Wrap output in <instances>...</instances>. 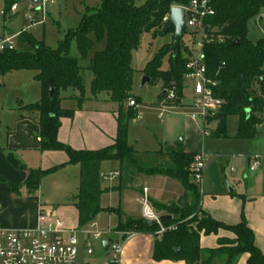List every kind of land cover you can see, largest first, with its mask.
<instances>
[{
    "label": "trees",
    "instance_id": "obj_1",
    "mask_svg": "<svg viewBox=\"0 0 264 264\" xmlns=\"http://www.w3.org/2000/svg\"><path fill=\"white\" fill-rule=\"evenodd\" d=\"M94 8H87L76 29L67 32L65 40L57 49L51 50L26 32L17 39L25 44L20 50L16 39L13 51L0 53V77L13 72H33L34 81L41 89L38 102L24 106L36 115L40 133V151L62 152L67 156L66 165L79 167V188L73 198L78 212V226L83 228L93 222L104 210L100 197L106 192L101 187L100 167L104 162L119 165V179L124 187L138 178L164 177L182 186L190 203L183 209L173 206H155L168 213L162 217L161 226L173 227L160 239H155L153 259L155 261L184 262V264H236L239 257L247 255L246 264H264V255L254 245V234L245 219L236 226H227L214 221L198 210L200 218L193 216L198 209L200 191L194 182L190 167L194 155L136 152L128 145V124L135 118L136 110L128 107L123 114L121 108L131 99L134 70L131 67L132 53L140 45L144 34L152 37L162 34L163 21L175 8H185L190 0H146L143 5L136 0H94ZM23 0H2L4 12ZM214 15L207 18L210 43L203 49V61L207 78L217 84L214 93L222 100L219 114L224 118L217 124L214 135L224 136L226 120L237 119V137L250 139L255 135L254 127L264 119V0H212ZM260 21L262 35L255 41L248 38V25ZM74 42L80 60H85L94 42L103 43L104 48L96 52L86 67L71 58L69 48ZM237 46H232L233 43ZM171 44L160 48L146 64L143 75L150 83L161 82L162 93L166 86L175 89L176 99L182 97L185 64L190 56L186 47H181L174 56ZM166 61L167 68L162 69ZM89 81L90 99L100 94L119 106L117 134L113 144L98 151H74L57 140L62 118H71V111L60 108L67 94L78 106L86 100L85 82ZM54 91L49 98V90ZM137 105L139 101L134 99ZM178 102V101H177ZM175 104H178V103ZM176 106V105H175ZM248 112V113H247ZM122 115L123 118H122ZM214 118H209L208 123ZM8 162L17 170L26 172L24 183L28 193L38 192L41 180L58 172L66 165L46 171L28 170L12 154ZM16 196L22 195V187L9 183ZM172 218H171V217ZM159 227H149L143 220H128L117 227L120 232L154 234ZM224 230L234 236L233 240L219 239L216 249L201 251L200 236L215 235Z\"/></svg>",
    "mask_w": 264,
    "mask_h": 264
},
{
    "label": "crops",
    "instance_id": "obj_2",
    "mask_svg": "<svg viewBox=\"0 0 264 264\" xmlns=\"http://www.w3.org/2000/svg\"><path fill=\"white\" fill-rule=\"evenodd\" d=\"M15 15H10L13 18L9 21L8 27H4L5 32L2 35L15 36L27 32V26L25 30L21 29L18 31L21 26L15 20ZM10 24L16 28L19 27L15 30V33L19 32V34H9ZM36 95L39 101L41 98L39 84ZM61 97L63 99L60 102V108L64 111H71L73 114L71 118H62L60 120V127L57 133L58 142L74 151H98L113 144L117 134L116 119L118 112L86 106V104H98L96 103L98 102L97 99H86L81 106H78V102L69 99L67 94H61ZM24 106L26 105L18 100L11 102L9 105L4 104V102L0 104V229H34L37 226L40 214L50 218L54 215L60 219L63 230L68 233H76L75 237L78 243L77 264H108L109 253L107 248L105 250L103 244L114 241L115 237L113 235H105L102 241H95L81 232L85 231L89 226L103 232H120L116 230L118 225H122L128 220H142L140 212L136 215L124 214V195L126 193H133L138 198L145 189L147 191V199L153 206L169 207L182 205V208H184L190 203L182 186L168 178H138L127 188L122 185L118 178L117 184L105 192L107 196L116 197L118 205L107 204L104 206L101 201L105 193L100 197V207L104 210L100 214L108 216L109 221L112 218H116L113 229L99 230L94 223L95 220L91 224L79 228L78 212L73 202L74 197L69 198L66 203L56 207L46 201L43 202L39 195L41 189L35 193H28L24 187L26 172L15 169L8 162L7 155L12 154L26 169L40 171H46L67 163V156L62 152L40 151V129L36 122V115H24L21 111V107ZM228 119H232L235 122L236 129L233 136L228 135L227 131L224 136L214 135L219 122L214 118L212 122L208 123V127L212 128L209 129L208 137L219 140L223 144V147L220 146L223 149L222 153H207L204 145L200 152L191 150L188 147L185 148L186 141L182 139L180 144L179 142L176 144V148L165 150L159 145L155 151H137L129 143V138L128 145L139 153H154L161 150L168 154L180 153L197 156L200 153H204L207 155V160L210 163L200 190L198 210L209 215L214 221L227 226L238 225L243 217L248 228L254 234L255 247L264 255V119L262 118L261 123L254 127L255 135L250 139L238 138L237 119ZM190 121L197 126L202 136L198 123L193 122L191 119ZM202 138L205 142L206 137L202 136ZM250 156L258 157L259 165L255 171H250L249 169L251 164ZM116 164V172H118L119 165L118 163ZM67 166L73 165H66L63 168ZM9 183L21 186L22 195L16 196L13 194L8 185ZM170 184H177L181 188V192L175 198H171L163 192L165 186ZM156 210L155 212L160 216V219L168 217L166 211ZM120 233L127 234L131 232ZM134 234L135 236L129 239L124 246L120 264H184V262L155 261L153 259V249L156 238L153 234ZM104 238H107V240L105 241ZM219 239L233 240L234 236L224 230H219L215 235H201L199 240L200 250L216 249ZM95 242L100 243L99 252L94 249L93 243ZM87 243L91 245V255H87ZM247 258V255L240 256L236 264H246ZM215 264H219V262Z\"/></svg>",
    "mask_w": 264,
    "mask_h": 264
},
{
    "label": "rangeland",
    "instance_id": "obj_3",
    "mask_svg": "<svg viewBox=\"0 0 264 264\" xmlns=\"http://www.w3.org/2000/svg\"><path fill=\"white\" fill-rule=\"evenodd\" d=\"M146 0H136V4L143 5ZM94 0H56L55 5L48 7L46 10L45 23L40 26L26 29L25 16L31 14V10L35 7L29 3L28 0H23V3L17 5V13L15 20H17L21 26V29H26V33L31 35L35 40L42 42L45 47L55 50L59 44L65 40L66 34L70 30L77 28L81 17L83 16L85 9L96 7ZM5 11L3 9L2 0H0V12ZM13 17L7 12L6 16L0 15V35L5 32V26L9 24V21ZM165 23V22H164ZM163 23V25H164ZM8 27V26H7ZM19 27L9 26V34L15 33V30ZM262 35L261 29L256 27L254 23L248 25V38L251 41H255ZM173 32L171 31L166 36L157 35L152 37L150 34L142 35L140 39L139 48L132 53L131 67L134 70V77L131 89L132 101L139 103L136 105L135 118L128 124V138L129 143L135 147L137 151H155L158 146L162 148L172 149L176 148V144L182 139L186 141L185 148L200 152L204 145L205 152H223L220 148L223 144L219 140L206 137L205 142L199 133V130L195 124H193L189 116L193 113L190 106L193 104V97L191 90L183 82L182 97L176 99L175 102H169L166 100L169 91L176 92L175 89H171L166 86V94L164 97H160L162 93V83L153 82L145 84L143 87L142 80L144 78L143 70L146 64L152 59L154 54L166 44L172 43ZM18 47L20 50H24L25 44L21 39H17ZM187 39L184 38L181 47L187 48ZM104 48L103 43L94 42L91 51L88 53L85 60H80L79 54L76 50L74 42L71 43L69 48V55L71 58H75L79 61L80 66L86 67L90 60L93 58L96 52L101 51ZM167 68V63L164 61L162 69ZM33 72L20 71L13 72L3 77H0V104L4 102L7 105L11 104L15 100L22 101L24 105L34 104L37 99L38 84L33 80ZM85 97L90 98L89 81L85 82ZM98 104H86L87 107L103 109L105 111L118 112L119 106L112 103L106 94H100L97 98ZM179 104H175L176 102ZM176 105V106H175ZM165 106V107H164ZM123 114L128 110V103H125L121 108ZM21 111L24 115H30L29 110L21 107ZM124 115H122L123 118ZM196 126V127H195ZM208 127V132H209ZM235 122L232 119H227L226 131L228 135L233 136L235 134ZM204 142V143H203ZM223 147V146H222ZM184 148V147H183ZM101 174L109 176L116 172L117 164L115 162H104L100 167ZM78 167L67 166L62 168L58 172L48 175L41 180L40 196L43 202H47L52 206H60L67 202L71 197L77 195L78 190ZM117 184V180L108 181L101 180V187L103 189H110ZM164 193L171 198H175L180 192L181 188L177 184H170L165 186ZM101 204L106 206L118 205L116 197L107 196L105 193L102 196ZM124 214L130 213L133 215H141V206L137 202V198L133 193H126L124 195ZM152 208L154 206L151 204ZM174 209H183L182 205L173 206ZM155 209V208H154ZM156 210V209H155ZM158 212V210H156ZM193 216L200 218L198 209L194 212ZM97 229H113L116 218H112L109 221L108 216L100 214L94 219ZM117 229V228H116ZM106 241L107 238H104ZM94 249L100 251V243H93Z\"/></svg>",
    "mask_w": 264,
    "mask_h": 264
},
{
    "label": "built area",
    "instance_id": "obj_4",
    "mask_svg": "<svg viewBox=\"0 0 264 264\" xmlns=\"http://www.w3.org/2000/svg\"><path fill=\"white\" fill-rule=\"evenodd\" d=\"M212 0H190L184 10V20L187 31L183 37L187 39V50L190 56L185 64L183 82L192 91L193 104L190 106L192 114L189 116L193 122L198 123L203 137H208V119L215 118L222 108V100L214 93L213 89L217 84L207 78V70L203 61V49L210 43L208 29L205 25L207 18L214 15L211 7ZM56 0H38L37 4H32L35 9L31 14L25 16L27 29L43 25L46 19V10L55 5ZM11 16L17 13V5H13L9 12ZM4 11L0 12L2 17L6 16ZM169 16V15H168ZM168 16L163 22H166ZM264 18V17H263ZM254 25L260 28V21ZM19 35H0V53L10 52L16 48V38ZM169 102H175L176 95L169 91L166 97ZM128 107L136 108L134 101L128 102ZM165 107V106H164ZM208 156L200 153L195 156L190 167L195 184L199 191L202 189L204 176L210 161ZM250 171L258 168V157L250 156ZM119 172H114L109 176L100 174L101 180L114 181L119 178ZM144 189L137 198L141 206V218L145 222L154 223L159 227L153 234L156 239L171 230L173 227L164 228L161 226L160 216L155 212L149 203ZM90 236L95 241H102L103 236L113 235L114 241L108 242L107 252L109 253L108 264H120L122 252L126 242L135 236L134 233L123 234L112 231H98L89 226L81 232ZM76 233H68L62 228L59 218H51L40 214L37 226L34 229L26 230H5L0 229V264H77L78 243ZM87 255H91V245L86 244Z\"/></svg>",
    "mask_w": 264,
    "mask_h": 264
},
{
    "label": "water",
    "instance_id": "obj_5",
    "mask_svg": "<svg viewBox=\"0 0 264 264\" xmlns=\"http://www.w3.org/2000/svg\"><path fill=\"white\" fill-rule=\"evenodd\" d=\"M30 3L36 5L38 0H29ZM173 32V37H172V47H171V52L175 56L177 52L180 50L181 43L183 41V37L187 31V28L185 26V20H184V10L182 8L175 7L170 11V14L164 23V26L162 28V34H166L167 32ZM238 43H233L232 46H237ZM150 80L146 77L143 78L142 80V87L145 84H149ZM54 95V91L51 89L49 90V98L52 99ZM178 103V102H177ZM248 113V112H247ZM224 118L223 114H218L215 119L221 123ZM181 142L179 141V144ZM162 219V218H161ZM160 219V221H161ZM147 225L149 227L154 226V223L147 222ZM106 248H108V244L104 243L103 244Z\"/></svg>",
    "mask_w": 264,
    "mask_h": 264
}]
</instances>
